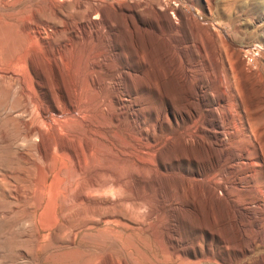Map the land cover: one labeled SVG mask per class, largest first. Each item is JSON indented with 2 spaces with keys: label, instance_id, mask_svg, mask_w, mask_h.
<instances>
[{
  "label": "rangeland",
  "instance_id": "1",
  "mask_svg": "<svg viewBox=\"0 0 264 264\" xmlns=\"http://www.w3.org/2000/svg\"><path fill=\"white\" fill-rule=\"evenodd\" d=\"M112 2L0 0V264H168L169 233L176 229L181 247L197 250L192 242L204 236L207 254L236 260L241 246L251 242L244 232L264 233V0L124 4L128 15L126 8L139 5L136 15L146 25L126 43L125 56L110 65L127 71L123 112L135 110L148 124L158 123L152 152L144 155L153 170L136 174L121 164L123 153L132 149L122 140L137 128L127 118L108 132L109 156L96 152L85 163L88 172L106 163L111 187L86 195L81 186L87 176L76 168L75 153L83 161L95 143L74 112L81 104L75 88L89 52L114 33L90 20L97 16L95 9L115 20L123 16ZM57 8L65 16L61 31ZM124 29L118 27L119 40L131 38ZM200 48L206 56L199 55ZM159 66L164 80L154 75ZM83 95L93 109L87 121H111L96 105L97 92L84 85ZM140 95L138 105L129 97ZM167 111L178 121L167 123ZM210 119L214 127L205 129ZM185 135L196 141L185 142ZM250 149H256V159H250ZM240 150L245 159L223 167L222 173L228 174L235 162H249L236 180H229L230 189L240 180L242 192L230 195L224 179L220 198L198 204L199 187L209 189L204 175L215 166L216 154L235 156ZM54 174L65 179L64 186H81L58 194L49 207L45 189ZM248 175L253 176L250 183ZM256 183L261 186L257 192ZM240 200L257 202L243 206ZM232 213L258 216L261 223L240 226L230 219ZM247 261L243 264H264L259 257Z\"/></svg>",
  "mask_w": 264,
  "mask_h": 264
},
{
  "label": "bare ground",
  "instance_id": "2",
  "mask_svg": "<svg viewBox=\"0 0 264 264\" xmlns=\"http://www.w3.org/2000/svg\"><path fill=\"white\" fill-rule=\"evenodd\" d=\"M58 1H71V0H58ZM108 1H111V0H108ZM112 1H113L112 2L113 4L118 5L119 8L123 11V13H122L123 16H121V18L119 20H115L114 18L105 16L103 14L102 10L95 9L97 16L96 17L94 16L95 17V18H93L94 20L92 18H90V20L95 22V24H97L99 29L103 30L104 28H106L108 30L113 31L114 33H110V35L103 41L101 48L97 49L95 52H89L88 57H86L88 59H87L85 65L78 70L79 71L78 72L79 82H78L76 88L74 87L75 91H76L75 94L77 93V95L79 96L80 101H81V104H79V106H77V109H75L74 112H75V114L77 112L79 114V116H82L81 124L84 127L86 126V128H87L86 131L88 130V132H89L88 134H90V138L93 140V142L95 144H97V145H95V144L89 145V148L84 153V160L83 161L77 156V153H75V158H76V162H77L76 168H78V171L80 172V174H85L87 176V178L85 179L86 182L83 181V182H85V184L82 186L80 185V183H76L74 186L68 185V187H67V186L63 185L64 184L63 182L65 181V179H64V181L60 180L59 179L60 176L58 174H54L52 181L49 184L50 187L49 188L46 187V189H45L48 205H50V203L54 204V202H56L58 194H66L67 195L69 190H73V188H77L79 185L81 186L83 193L86 195H95L96 193L99 194L100 192H104L109 188L110 183H111V169L108 167V165L106 163H102V164L99 163L100 165H98L96 168H94L95 167L94 166L93 167L94 171L93 172L89 171L90 172L89 173L87 168L85 167L86 166L85 165L86 159H87L88 155L94 156L96 154V152L103 153L104 157L107 156L108 155V145H107L106 141L108 138V132H109L110 128L112 126H114V127L119 126L127 118L131 119V121L136 125L137 128L135 129V131H129V133L126 134V138H123V140H122L121 145H132L131 146L132 149H130V147H128L127 148L128 150H126L124 153L122 152L123 153V158H122L123 161L121 162V164L124 163L125 166L127 165L128 167H130V169H132V171H134L136 174L137 173L139 174L142 171L153 170L151 166L145 165L146 158L144 157V155L146 156L147 154H150L152 152V146L154 145L152 140L155 139L154 133L157 131L158 123L153 122V123L148 124L146 119L143 120V119L139 118V116L136 114L135 110L131 113V115L130 114L126 115L127 113L123 112V111H125L124 108L126 107L124 105L126 97H125V94H124L123 88H122V80H123V77L127 74V71L125 70V67H122L121 65H116V64H114L112 66L110 65V64L116 62V61H114L116 58H123L125 56L126 52H125L124 47H125L126 43L131 44L130 41L133 38V35L136 34V32L143 31L144 26L146 25V22L136 15V13L138 12V9H139V5H135L134 7L126 8V10L131 11V14L128 15L126 13V11L124 12V10H125L124 4L128 3L130 0H112ZM54 14L57 17H59V19H60L59 22L56 23L58 29H60L59 27L65 24V16L60 11L59 8L55 9ZM118 27L125 28L124 30L129 32L131 38L129 40H119L116 37V32L118 30ZM175 27L178 28V26L176 24H175ZM59 31H61V29ZM62 31L68 33V28L65 27L64 29H62ZM35 34H36L37 38L41 39L43 36V31L41 30V28H38L37 31L35 32ZM198 53H199V55L206 56V51L203 48H200ZM87 75L89 76L90 79L86 78ZM154 75L156 78H158V80H164L166 78L164 71H163V68L161 66H159V68L157 69V71ZM84 85L91 88L94 92H97V94L101 97V98L99 97L96 105L98 107H100L102 110H104L105 113H107L111 116V121L106 120V121H102L101 123H94L93 121L89 122L86 120V117L88 118L90 116L93 109L91 107H89L88 105H85L86 101L83 98V97H85L83 95ZM109 89H112V92H109L108 91ZM154 89L156 92L159 91V87L157 84L156 85L154 84ZM107 91H108V93H107ZM129 97L136 103V105H138L137 104L138 98H141L142 96L140 95L137 98H134L133 96H129ZM54 107L61 109L60 104H58V103L56 104V102H55ZM48 112H49V110H48ZM221 114L222 115L219 116V121H220L221 125L223 126V125H225V119H224L223 113H221ZM42 118L44 121L46 120V118H44V117H42ZM49 119H51V118H49ZM88 119H90V118H88ZM164 120L167 123H170L173 120L178 121V117L175 116V118H173L170 111H167L166 115L164 117ZM42 123H43V121H42ZM44 124H45V122H44ZM208 126L212 127V128L214 127L213 121L211 119L205 125V129ZM168 137L169 136H167V138ZM183 140L185 142L196 141V136L185 135L183 137ZM242 142H245V141L243 140ZM239 146H241V145H239ZM52 152H53V150H52ZM78 154H79V152H78ZM256 155H257L256 149H250V159H256V157H257ZM244 157H245V151H243V150H240L237 154H235V156H232V155L229 156L228 154L222 155L221 152L216 154L215 166L212 167L211 171L208 174L204 175V179L207 182V186L209 187V189H207V188L204 189L203 187H201V188L199 187L200 191L198 190V194L200 197V201L198 202V204L202 205V203L206 200L207 197L214 198V199L220 198L221 194L219 193L218 189L220 187H222L220 185V181L224 180V179L226 180V181L224 180L226 182V184L223 186L228 190V193L230 195L235 196L236 194L242 192L244 187L241 186L242 182L240 180L238 182H235L231 189L229 187V180L235 179V178L237 179L238 171H243L244 167L249 168L248 166L250 165V163L245 162V161L244 162H237V163L235 162L236 165L232 166L230 168V172L228 174H223L222 168L225 166H230L232 164V162H234L237 159L243 160V159H245ZM105 158H107V157H105ZM254 161L252 164L255 166L258 165ZM52 162H54V161H52ZM50 163H51V161H50ZM121 166H123V165H121ZM59 169H61V167ZM259 173L260 172L257 171L255 174V180L256 181L258 180L257 176ZM60 174H61V171H60ZM246 178H247V181L250 183V181H251L250 179H252L253 176L248 175ZM114 181H116V180H114ZM194 181H197V179L195 177H194ZM120 182L121 181L119 180L117 184H119L121 186ZM69 183H70V181H69ZM123 185H122V187H123ZM258 187L261 188V186L256 183V185L254 187L256 192L258 191L257 190ZM182 189H183V187H182ZM66 197H68V196H66ZM80 198H81V196H80ZM238 202L243 205L246 203H255L257 201L246 202L244 200L243 201L240 200ZM79 204L84 205L85 202L80 201ZM247 205H251V204H247ZM247 205H246V207H247ZM51 206L52 205H50L49 207H51ZM246 207L244 209H246ZM52 209H53V207H52ZM48 216H49V213H48ZM230 219L232 221L239 223V225L241 224L242 226H245V227H247V226L254 227V224L261 223V219H259L258 216H256V217L254 216V218L251 219V217H249V213H244L241 215H234L232 213V215L230 214ZM174 229H176V228H174ZM177 230L178 229H176L175 231L173 230L174 233H169V239L171 240V244H170V246L168 248V252H167V254H169L168 264H243L247 260H249L247 262H250V261H252V259H255L256 257L261 258L262 261L264 262V233L263 232H262L263 234H261V235H258V233L255 232L254 230L252 231L253 232L252 234L251 233L248 234V233L244 232L242 234V236H250L251 242L241 246V248L239 249V254H238L236 260H231L230 262H227V261L225 262L224 260H222L221 258L216 256L215 253L211 254V255L207 254L206 245L204 244L205 241H203L204 236H200L194 242H192V243H194V245L198 246L197 250L194 249L192 251H189L187 248L181 247L182 244L180 245V243L182 242V239H180V236H179ZM262 231H263V229H262ZM174 235H177V238H175ZM229 246L230 245L227 244L225 247L230 248ZM250 258H251V260H250Z\"/></svg>",
  "mask_w": 264,
  "mask_h": 264
}]
</instances>
